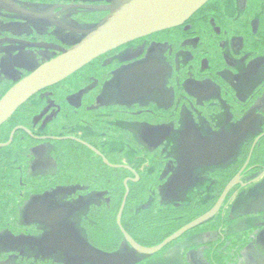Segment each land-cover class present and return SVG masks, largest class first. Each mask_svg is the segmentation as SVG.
<instances>
[{
    "label": "flooded vegetation",
    "instance_id": "obj_1",
    "mask_svg": "<svg viewBox=\"0 0 264 264\" xmlns=\"http://www.w3.org/2000/svg\"><path fill=\"white\" fill-rule=\"evenodd\" d=\"M8 1L0 0V101L85 38L79 31L103 21L115 0ZM8 161L26 226L16 240L53 231L49 252L94 254L79 244L89 233L105 249L109 225L133 249L118 222L126 201L122 226L133 238L123 223L133 193L157 192L164 209L196 214L176 233L210 212L235 179L217 214L179 238L202 239L180 261L188 254L192 264H223L215 253L225 249L229 264H264V0H209L182 24L39 91L0 127V172ZM129 220L134 226L135 209ZM56 236L75 246L49 247Z\"/></svg>",
    "mask_w": 264,
    "mask_h": 264
},
{
    "label": "water",
    "instance_id": "obj_2",
    "mask_svg": "<svg viewBox=\"0 0 264 264\" xmlns=\"http://www.w3.org/2000/svg\"><path fill=\"white\" fill-rule=\"evenodd\" d=\"M9 2L8 0H4ZM209 0H115L110 8L111 13L94 28L79 31L85 38L71 49L42 66L33 74L15 85L0 101V127L7 122L14 113L39 91L56 84L74 72L81 69L97 57L109 52L125 43L137 38L178 26L193 16ZM12 4V3H11ZM15 6V5H14ZM17 7V6H15ZM18 12L31 16L23 8L18 7ZM261 178V177H260ZM237 184L234 179L226 188L221 200L207 214L186 225L181 230L169 236L163 243L155 247H144L138 244L122 226V215L126 205L123 203L119 214V225L129 244L136 253L152 256L163 250L170 243L181 238L186 232L200 226L212 218L220 210L225 197ZM18 240H21L19 238ZM47 245L73 247L74 243L56 236L47 241ZM101 264H133L137 262L131 255L94 254L91 257Z\"/></svg>",
    "mask_w": 264,
    "mask_h": 264
},
{
    "label": "trees",
    "instance_id": "obj_3",
    "mask_svg": "<svg viewBox=\"0 0 264 264\" xmlns=\"http://www.w3.org/2000/svg\"><path fill=\"white\" fill-rule=\"evenodd\" d=\"M10 158V157H9ZM13 164L8 161V167L5 170L2 168V172H0V231L7 230L10 232L12 237H18L19 235H23L24 228L26 226L21 225L20 223V211H21V195L20 191L16 190V168L12 166ZM157 192H135L132 194L131 198H129V204L126 207L124 214V226L133 236V238L143 246L152 247L162 243L167 237L172 235L176 230L182 227L185 223H188L191 219L196 217V214H192V212L182 211L180 212L179 208L173 207L169 209H164L162 204H159V196ZM151 198H153L151 202ZM123 199V198H122ZM122 199L120 203L122 202ZM150 202L151 204L146 208L145 203ZM131 204L135 205V208L132 207ZM145 207V208H143ZM135 209V219L136 223L134 226L130 223V211ZM181 213L187 214L186 220H179V216ZM105 230H108L109 233H105V235L109 236L110 240L104 245L106 248H109L110 251L100 248L96 245L97 241L94 237L88 233V240L86 242L87 248H91L93 252L107 254V255H115L118 252L120 253L123 245L125 247H130L127 242L123 239L122 234L113 230V227L107 225L104 226ZM104 230V231H105ZM93 232H98L95 230ZM25 241V240H24ZM23 241V242H24ZM15 242V241H14ZM22 240H16L17 243H21ZM84 246L85 242H83ZM226 248V247H225ZM242 248V247H240ZM15 249H4L0 252V264L10 263L9 259H15L13 264H44L40 263V260L35 259L33 256H28L23 254L19 255L14 253ZM222 253L218 250L215 255L219 258L223 264H229L234 258L232 253L229 254L224 252ZM114 252V253H113ZM14 253V254H12ZM124 253V252H122ZM219 253V254H218ZM15 256L16 258H13ZM151 258V256L142 255L141 258L138 257V260L134 264L141 263L146 259ZM51 260V259H50ZM51 263V261H49ZM46 264V263H45Z\"/></svg>",
    "mask_w": 264,
    "mask_h": 264
},
{
    "label": "rangeland",
    "instance_id": "obj_4",
    "mask_svg": "<svg viewBox=\"0 0 264 264\" xmlns=\"http://www.w3.org/2000/svg\"><path fill=\"white\" fill-rule=\"evenodd\" d=\"M83 39L84 37L79 38L78 41L81 42ZM174 192L176 193V191ZM169 202L173 203L172 200H169ZM70 210L75 211L76 209L70 208ZM215 224H218L217 219H216ZM215 230L218 231L217 229ZM259 230H261L260 231L261 233L263 232L262 229L259 228ZM260 232L258 234H260ZM53 233H54L53 231H50V232L48 231L45 235H42V237L30 238V240L28 239V240H25L24 242H21L22 244L21 243L16 244V238L12 237L10 232H8L7 230L0 231V252H2V250L6 248L15 249L14 253H19L21 250V252H24L25 254L30 253L28 254V256H33L35 259L40 260V263H44V264L45 263L46 264H101L98 260L95 261L92 258H89L91 254L77 255L71 249L55 248L52 250V252H49L48 250H46L47 249L46 245H44V239L48 238ZM193 236L187 237L183 240L178 239L170 243L168 246V248L170 249L167 251H163V254L162 255L160 254L159 257L156 256L158 257L157 260H155V262L152 261L151 264H192L188 254H185V258H184L185 260L182 259V261H180L181 259L179 255L183 253V251L186 250V248H188L190 244H194L202 240V239H198L197 237H193ZM80 240H81V237H80ZM262 242L264 243V239L262 240ZM259 244L261 245L260 239H259ZM79 245L82 247L83 250L88 251L89 253L93 252L91 251L92 250L91 248L89 247L87 248V246L85 247L84 245H81V244ZM123 246L124 248L122 247L120 253L118 252L115 255H131L134 259H137V260H138V257L139 258L142 257V254L136 253L134 249L130 247L129 248L125 247L126 245H123ZM251 252H255V250L252 249ZM95 253L98 254L97 252H94V254ZM94 254L91 257H94L95 256ZM261 255L262 257H264V254H261ZM13 258H16V257L13 256ZM151 259L154 260L155 257ZM9 261L10 263L7 262L5 264H13L15 262V259H9ZM49 261H51V263ZM253 263L254 262H249L248 264H253Z\"/></svg>",
    "mask_w": 264,
    "mask_h": 264
}]
</instances>
